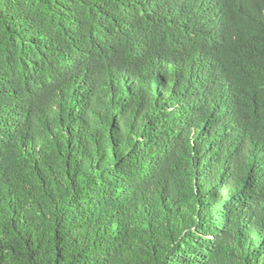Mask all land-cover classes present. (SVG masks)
Wrapping results in <instances>:
<instances>
[{
	"label": "trees",
	"instance_id": "obj_1",
	"mask_svg": "<svg viewBox=\"0 0 264 264\" xmlns=\"http://www.w3.org/2000/svg\"><path fill=\"white\" fill-rule=\"evenodd\" d=\"M0 264H264V0H0Z\"/></svg>",
	"mask_w": 264,
	"mask_h": 264
},
{
	"label": "clouds",
	"instance_id": "obj_2",
	"mask_svg": "<svg viewBox=\"0 0 264 264\" xmlns=\"http://www.w3.org/2000/svg\"><path fill=\"white\" fill-rule=\"evenodd\" d=\"M126 50H128V48H126V46L124 45V47L120 51H126Z\"/></svg>",
	"mask_w": 264,
	"mask_h": 264
}]
</instances>
